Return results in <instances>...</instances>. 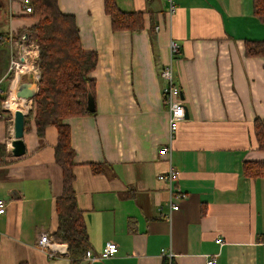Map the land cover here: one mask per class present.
<instances>
[{"label": "crops", "instance_id": "crops-1", "mask_svg": "<svg viewBox=\"0 0 264 264\" xmlns=\"http://www.w3.org/2000/svg\"><path fill=\"white\" fill-rule=\"evenodd\" d=\"M115 1L122 11L143 13L140 31H113L103 0H58L74 16L82 48L97 54L89 72L93 113L64 118L86 250L98 256L109 241L118 248L74 264H163L168 253L171 264H204L212 255L217 264H264V177L242 171L243 162L264 161L253 135L254 119H264V56L245 55L246 40H264L253 0ZM0 2V32L35 22L25 0ZM171 39L180 44L172 64L186 109L172 137L159 76ZM10 55L0 42V90ZM32 116L25 153L15 157L6 146L0 159V264H72L66 243H37L57 228L62 171L54 160L56 127L39 136ZM8 132L0 110V143ZM91 163H104V172L93 173ZM170 167L172 185L159 178ZM181 192L184 198L175 197Z\"/></svg>", "mask_w": 264, "mask_h": 264}, {"label": "trees", "instance_id": "trees-1", "mask_svg": "<svg viewBox=\"0 0 264 264\" xmlns=\"http://www.w3.org/2000/svg\"><path fill=\"white\" fill-rule=\"evenodd\" d=\"M31 17L35 22L18 33L0 32V42H9L25 35L27 44L38 50L37 66L40 73L37 91L31 100V108L25 115V126L31 113L37 135L42 136L47 126L57 129L54 146V160L62 171L61 192L55 201L57 228L52 239L66 243L71 263L82 259L88 245V234L82 211L78 207L73 188L74 151L69 141V127L64 118L92 114L87 110V95L94 97V83L89 76L96 64L95 51L84 50L81 46L79 29L72 14L59 9L58 0H27ZM104 11L110 17L113 31H140L143 28V13L122 11L115 0H103ZM1 12V2H0ZM253 13L264 21V0H253ZM245 55L264 56V40H246ZM7 89L0 97V110L8 97L9 82L13 72L6 75ZM253 135L257 148L264 151V119L255 118ZM6 145L0 143V159L6 152ZM93 173L104 172V163H91ZM242 171L248 177H264V161L243 162ZM164 256L163 264H167Z\"/></svg>", "mask_w": 264, "mask_h": 264}, {"label": "built area", "instance_id": "built-area-1", "mask_svg": "<svg viewBox=\"0 0 264 264\" xmlns=\"http://www.w3.org/2000/svg\"><path fill=\"white\" fill-rule=\"evenodd\" d=\"M24 10L27 14L31 13V9L30 6H28L27 0H25L24 2ZM170 11H172L171 7H170ZM8 45L10 48L11 55L9 59V67L7 74L10 71L13 72V78L9 82L7 98H9L11 84L13 80H15L21 68L26 67L27 71L32 70L33 74L32 73L31 75L29 73H26L24 75L22 74V76H20V83H21V79L26 75H28L31 78V81L37 83L40 76L37 66L38 50L35 45L27 44L25 38L23 37L14 39L11 37V35L9 37ZM168 49H169V60L161 66L159 70V76L164 81V85L162 87V97H163V103L168 109L169 133H170V137H172V135L177 130L179 122H181L185 117V105L181 97L180 88L177 85L174 78V67L172 64L174 57L179 53L180 44L177 41L171 39L168 44ZM3 92H4L3 89L0 90V94ZM159 178L160 179L167 178L170 185H172L173 183L172 181L176 178V173L174 169L170 167L169 171L165 175L160 176ZM175 195H176L175 197H179L181 199L185 197V194L183 192L176 193ZM178 207H179L178 204L171 205V208L173 210H177ZM5 208H6V202L4 199L0 198V214L5 212ZM215 241L219 245H222L223 243V240L221 238H216ZM53 242L54 241L52 240L51 236L49 234L44 233L39 237L37 243L41 248H50ZM117 250H118L117 244L112 241H109L104 245L100 253H98V256L94 255L88 249L84 253V258L89 263L93 261L96 257H100V258L111 257L115 255ZM166 257L168 259L167 264H171L172 254L168 253ZM204 264H217L216 255H212L209 258H207Z\"/></svg>", "mask_w": 264, "mask_h": 264}, {"label": "water", "instance_id": "water-1", "mask_svg": "<svg viewBox=\"0 0 264 264\" xmlns=\"http://www.w3.org/2000/svg\"><path fill=\"white\" fill-rule=\"evenodd\" d=\"M23 38H25V35L23 36ZM36 91H37L36 82L23 81L19 83L17 86L16 96L26 104L29 100L34 98ZM87 110L90 112L94 111V102L90 93H88L87 95ZM185 113H186V109H185ZM25 115L26 114L23 113L22 111L17 110L14 112L12 118L13 138L10 142V153L15 157H19L25 153V144L23 141Z\"/></svg>", "mask_w": 264, "mask_h": 264}, {"label": "bare ground", "instance_id": "bare-ground-1", "mask_svg": "<svg viewBox=\"0 0 264 264\" xmlns=\"http://www.w3.org/2000/svg\"><path fill=\"white\" fill-rule=\"evenodd\" d=\"M29 73L31 75V73L33 74L32 70L27 71V68H21L15 78V80H13L11 87H10V94H9V98L7 99L6 103L4 104V108L7 109L13 116L14 112L17 110L22 111L23 113H27L28 110L31 108V103H32V99L29 100L26 104L20 100L19 98H17L16 96V90H17V85L20 83V76H22V74H26Z\"/></svg>", "mask_w": 264, "mask_h": 264}, {"label": "rangeland", "instance_id": "rangeland-1", "mask_svg": "<svg viewBox=\"0 0 264 264\" xmlns=\"http://www.w3.org/2000/svg\"><path fill=\"white\" fill-rule=\"evenodd\" d=\"M6 89H7V84L5 85V89H4V92L2 93V95H5ZM5 102H4V104H5ZM4 104H3V106H2L1 109L3 110L2 111V115L6 118V123L8 124V127H9V132H8L7 139H6V142H5L6 143L5 145L9 149L11 139L13 138V131H12V124H13L12 118H13V116H12V114L7 109L4 108Z\"/></svg>", "mask_w": 264, "mask_h": 264}]
</instances>
